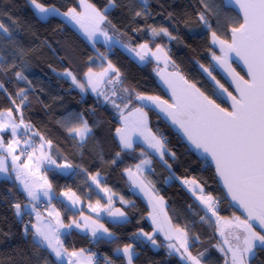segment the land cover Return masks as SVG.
Instances as JSON below:
<instances>
[{"label": "trees", "instance_id": "obj_1", "mask_svg": "<svg viewBox=\"0 0 264 264\" xmlns=\"http://www.w3.org/2000/svg\"><path fill=\"white\" fill-rule=\"evenodd\" d=\"M88 1L111 22L103 24L107 33L120 35L135 49L145 43L151 47L162 45L173 59L174 69L159 74L158 64L153 59L141 63L118 44L110 47L103 41L91 43L66 22L62 15L39 17L30 0H0V21L11 33L10 36L5 35L3 29H0V65L3 66L0 68V83L4 86L0 88V112L11 108L17 120L22 113L25 123L32 125L28 136L22 134V137H31L39 143V139L32 135L39 132L44 141H51L53 159L60 164L65 160L73 164V170L67 172L47 167L53 192L58 195L73 190L86 200L87 194L95 196L93 188L89 189V173L95 175L99 172L104 185L123 200L118 206L128 214L127 222L119 225H114L108 218L102 219L106 227L115 233L112 238L92 239L88 234L72 229L69 235L63 237L64 245L71 250L84 248L91 253L99 252L109 258L111 264H126L125 256L117 253L116 249L131 244L136 252L134 264H184L180 255L170 254L160 234L154 236L155 243L138 235L141 229L154 231L147 218L151 209L145 199L130 191L125 169H131L148 158L152 166L149 177L167 200L166 209L173 225L188 233L189 250L205 264H224L225 254L220 250L221 246L225 248V238L221 235L222 223L218 224L211 212L205 216L203 206L181 180L170 179L171 173H175L182 179L197 180L206 194L221 197L219 217L223 220L241 219L240 213L224 195L214 166L192 151L154 109L148 108L144 110L149 115L151 130L157 136L165 135L167 148L176 154L175 159L165 156L171 170L143 144L136 143L132 149L122 151L115 132L121 126L120 114L111 104L104 102L102 96L98 97L90 90L82 92L61 74L68 69L77 80L85 83L84 74L90 68L92 72L103 71L108 67L107 62L111 61L120 72L122 87L133 94L142 93L160 98L167 96L163 81L171 79L170 74H179L194 83L210 99L226 107L206 75V72H210L226 84L212 58L213 53L219 55L218 49L212 44V32L221 39H230L231 29L242 23L241 17L228 8L223 0H203V3L201 0H148L147 15L141 16L135 15L137 11H142L141 0ZM38 2L49 7L54 5L63 13L71 8L82 10L80 0ZM204 4L208 5L207 9ZM105 8L108 11L105 12ZM201 12L205 13L211 29L199 21ZM161 27L167 28L176 39L153 37L151 28ZM100 54H103V59ZM17 72H21L27 79L17 78ZM103 88L111 95V85H104ZM21 89L25 90L27 101L17 110L11 101L15 99L17 104L20 103L17 93ZM133 107L142 105L133 101L124 112ZM81 118L92 129L85 144H81L78 138L74 139L68 131V127L79 124ZM117 153H120L119 157ZM113 160L116 162L112 163ZM77 165L79 168L75 167ZM82 169H87V172ZM27 200L16 180L0 178V264H57L55 256L46 246L34 245L32 228L25 234L26 218L22 221L15 214L13 205H24ZM125 201L129 203L125 204ZM61 207L66 210L62 202ZM70 214V211H65L67 221ZM201 217L205 219L201 220ZM232 230L223 233L228 232L234 237L237 231ZM256 231L261 230L256 228ZM254 251L256 255L250 257L249 264H264V249ZM199 253L204 255L200 256Z\"/></svg>", "mask_w": 264, "mask_h": 264}, {"label": "snow or ice", "instance_id": "obj_2", "mask_svg": "<svg viewBox=\"0 0 264 264\" xmlns=\"http://www.w3.org/2000/svg\"><path fill=\"white\" fill-rule=\"evenodd\" d=\"M201 2L203 3V0ZM30 3L42 18L49 15L65 16L66 22L78 25L93 43L96 42L98 34L103 35L106 40L112 41L113 45L119 43L118 39L109 36L106 31L101 29L102 24L105 22L110 24L111 22L107 21V17L95 5L86 4L85 0H80L81 6L84 7L83 12H77L75 8H71L65 13H60L54 5L49 7L38 3V0H30ZM141 3L142 11H137L136 16L147 15L148 0H141ZM232 4L239 7L243 22L231 29V42L219 39L216 33L212 32V44H218L221 53L220 56H216L215 53L212 54L213 60L216 61L215 67L223 68L230 75L237 95L229 92L223 84L215 80V77L212 79L215 81V86H218V93L220 95L227 94L231 100V110L221 107L215 100L207 97L199 88L194 84H189L179 74H170L171 79L164 81L166 86L171 89L172 103L161 99L159 96L142 93L133 94L129 89L122 87L120 72L112 65L111 61H108V67L98 74L93 73L90 68L84 74L85 83L77 80L68 69H65L61 75L70 79L82 92L89 90L86 85L90 86L92 92L96 93L98 97L102 96L104 102L111 104L116 109L122 121V127L115 129L122 151L132 149L135 138L146 144L152 154L158 156L164 165L171 170V165L168 164L165 156L168 155L175 159L176 154L167 148L166 137L157 136L148 128L147 112L144 109L155 108L164 113L174 126H178L191 145L204 155L205 160L210 158L214 162L216 174L220 177L231 200L235 202V206L242 208L246 213L244 220L235 218L236 224L233 227L237 230V233L234 234L236 243L233 245L225 238L224 243L228 244V249L227 251L221 249V251H225L226 256L231 254L230 264H248L250 257L256 255L255 249H264V234H262L264 233V0H225L226 6ZM204 8L207 9L208 5L204 4ZM104 11L106 12L108 9L105 8ZM198 19L204 27L211 29L212 26L204 12L199 14ZM0 29H3V34L11 35L2 21H0ZM151 34L153 37L164 36L169 39H176L167 28L163 27L151 28ZM129 51L135 53L141 61H144L149 55H156V53H151L146 43L139 45V51L135 48L129 49ZM157 51H162L160 46H157ZM233 57L241 60L246 66L247 78L232 68ZM100 58L103 59V54H100ZM157 59H159L158 56ZM2 67L0 65V68ZM208 74L211 76L210 72ZM15 75L19 79H27L21 72H17ZM104 85H111V95L104 91ZM3 87V84L0 83V88ZM118 92L123 93V95H119ZM17 96L20 98V103L17 104L15 99L11 103L19 110L27 101V95H25V90L21 89ZM118 100L120 103H117ZM133 101L142 107H133L128 111L127 116L123 115L125 109H128V105ZM21 128H23V135L25 136H28L29 130L32 128L30 123H25L22 113L19 116V123H16L11 108L7 109L6 114L0 112V133L10 131L12 137L5 145L4 137L0 135V149L5 153V155L0 156V173L4 174L6 179L12 177V172H10L7 163L8 157L11 156V169L15 173L16 179L21 182L23 191L30 198L29 204L40 199L41 195L50 201L57 194L52 191V185L44 176H37L40 167L45 164L48 166L55 165L56 169L67 172L73 170L74 166L67 160L63 164H57L56 160L45 152L46 147H51V141H44L39 132L32 134L39 139L38 144L32 141L31 137L22 142L17 138V132ZM68 131L74 139L79 137L80 142L83 143L91 134L92 129L87 121L81 118L80 123L68 127ZM18 148L20 154L15 155ZM37 150H39L38 155ZM116 155L119 157L120 153ZM21 156H25L27 160L23 165L17 164ZM115 162V160L112 161V163ZM150 164L151 160L147 158L142 160L140 164L136 165L137 173H140L142 166ZM75 167L79 168L78 165ZM82 171L87 172V169H82ZM125 171L133 183L150 196L154 208L158 204H162L163 198L153 197L150 188L139 179V176H134L131 169H125ZM89 177L94 184L100 185L102 177L99 172L95 175L89 173ZM170 179L182 180V184L187 186L195 199L203 206L205 216L209 212L218 216V199L211 194H205L204 188L197 180L182 179L175 173H171ZM41 189L43 190L42 193ZM89 189H91V185H89ZM103 191L107 193L109 189L104 188ZM61 195L67 198L66 203L62 201L65 203L66 210L76 211L77 205L81 202L80 197L71 190ZM125 203L129 202L125 201ZM111 205L112 197L109 195L106 206L101 205L100 201L97 200L96 206L89 203L88 207L93 213H106L114 225L126 223L127 214L120 209L113 210ZM13 208L15 214L18 217L21 216V204L15 203ZM48 216H55V223L42 226L33 225L31 235L36 247L47 246L56 257L57 264H80V255L84 251L81 249L79 254L75 251L68 253L60 239L61 229L66 230L65 235H69L72 229H79L90 233L97 240L115 236V233L109 228L92 217L81 215L79 219H71L69 223L64 224L60 219L59 212L50 211ZM36 219L37 221L40 220L39 213H37ZM152 219L156 223V217L153 216ZM204 219L205 217H201V220ZM165 223H168L167 217H165ZM256 227H259L261 231H256ZM156 230L165 231L159 224H157ZM169 231H172L173 234L169 235L168 232H165L166 238L179 241V245L170 243L169 249L174 250L183 259L190 261L191 264H200V260L192 256L189 251L188 233L183 229L172 230L169 228ZM24 232L25 234L29 233L28 224L24 225ZM139 234L147 236L155 243L153 237L144 233L142 229ZM133 235L137 234L134 233ZM221 235H224L223 231H221ZM116 251L125 255L127 264H133V257L136 255L133 245L126 244L123 248L118 247ZM199 255L203 256L204 253H199ZM72 257H77V260L72 261ZM225 264H229V262L226 260Z\"/></svg>", "mask_w": 264, "mask_h": 264}, {"label": "crops", "instance_id": "obj_3", "mask_svg": "<svg viewBox=\"0 0 264 264\" xmlns=\"http://www.w3.org/2000/svg\"><path fill=\"white\" fill-rule=\"evenodd\" d=\"M34 8V7H33ZM81 9H82V7H81ZM35 10V9H34ZM77 10V12H80V11H83V9L82 10H78V9H76ZM36 11V10H35ZM63 13V12H62ZM65 13V12H64ZM38 14V13H37ZM39 15V14H38ZM61 16V15H60ZM63 16V15H62ZM39 17H41L40 15H39ZM64 17V19H66L67 20V18L65 17V16H63ZM42 18V17H41ZM71 25H72V27H74L77 31H79L80 33H81V35L83 36V37H85L88 41H90L91 43H93V41L91 40V39H89L84 33H83V31L79 28V26L78 25H75L74 23H70ZM101 29L103 30V31H106V29H104V27H103V24L101 25ZM107 32V31H106ZM100 41H103L104 43H106L107 44V40H106V38L103 36V35H97V37H96V42H100ZM95 44V43H94ZM113 45V44H112ZM115 45V44H114ZM133 55V57L136 59V55H135V53H133L132 54ZM100 72H102V71H98V72H96L97 74L98 73H100ZM89 87V90H90V86H88ZM91 91V90H90ZM92 92V91H91ZM94 93V92H93ZM145 111V110H144ZM146 112V111H145ZM6 114V113H5ZM125 114V116H127L128 115V111L127 112H125L124 113ZM13 119H14V115H13ZM15 120V119H14ZM147 123H148V128L151 130V124H150V119H149V115H148V113H147ZM121 126L120 127H122V122H121V124H120ZM91 128V127H90ZM152 131V130H151ZM22 134L23 133H21L20 134V140H25L26 138L24 137H22ZM0 135H3L4 137H5V139H4V142H5V145H7V143L12 139V137H11V133H10V131H8V132H6V133H0ZM117 136V135H116ZM76 138H78L79 139V137H76ZM118 138V137H117ZM87 140H88V138L86 139V141L85 142H83V143H81L80 142V140H79V142L81 143V144H85L86 142H87ZM118 141H119V139H118ZM136 143H140V144H143V145H145V146H147L146 144H144V143H141L140 141H138V140H136L135 138H134V143H133V147H134V145L136 144ZM38 144V143H37ZM119 144H120V142H119ZM121 146V145H120ZM127 150H129V149H127ZM150 150V149H149ZM151 151V150H150ZM45 152L48 154V155H51V149L49 148V147H46L45 148ZM39 154V150H37V155ZM3 155H5V153H4V151L2 150V149H0V156H3ZM15 155H19V153H15ZM146 159V158H145ZM148 159V158H147ZM144 160V159H143ZM150 160V159H149ZM25 162H27V160L25 159L24 160V156H21L20 157V160L19 161H17V163L19 164V165H23ZM141 162V161H140ZM140 162L138 163V164H140ZM7 163H8V165H9V170H10V172H12L11 170V163H12V159H11V156H9L8 157V159H7ZM56 163L57 164H60V163H58L57 161H56ZM63 164V163H62ZM47 167H50V166H48V165H42V169H41V171L42 172H40L39 171V173H37V176H44L48 181H49V178H48V174H47V171H46V169H47ZM51 167H55V165H53V166H51ZM136 167V166H135ZM151 169H152V166H151V164L150 165H146V166H142V169H141V171H140V173L141 174H143V171L144 172H147V173H150L151 172ZM126 176H127V173H126ZM0 178H4V174H2V173H0ZM11 179H13V180H16V182L18 183V185H19V187L22 189V191H23V188H22V185H21V182L19 181V180H17L16 179V177H15V174L12 172V177H11ZM90 180V184H91V187L93 188V190L95 191V196H92V195H89V194H87V198H86V200H84L83 199V197L81 196V195H79L77 192H75V191H73L72 190V192H75L76 193V195L77 196H79L80 197V203L77 205V210L76 211H70V216L71 215H75V216H79L80 214H81V212L84 214V215H89V216H93L96 220H98V221H100L101 220V222H102V219L103 218H109V217H107V215H106V213H104V212H101V213H99V214H96V213H93L92 212V210H91V208H89L88 207V204L89 203H91L93 206H96V201L97 200H99L100 201V204L101 205H107L108 204V196L109 195H111V197H112V208H113V210H115L116 208H119V209H121L122 210V207H120V206H118V203L119 202H123V200H121V198L116 194V193H114L112 190H110L108 187H106L105 185H104V179H101V181H100V185L99 186H97L96 184H94L92 181H91V179H89ZM128 180H129V178H128ZM129 182V181H128ZM50 184H51V182H50ZM203 187V186H202ZM104 188H107V189H109V191L106 193V192H104L103 191V189ZM129 189H130V191L133 193H136V194H138V195H140L142 198H143V196H142V194L141 193H139V192H137V188H136V186L134 185L133 187L131 186V184H129ZM41 191V193H42V189L40 190ZM52 191H53V188H52ZM24 192V191H23ZM25 193V192H24ZM55 193V192H54ZM62 193H64V192H62ZM61 193V194H62ZM26 194V193H25ZM60 194V200H61V202L62 201H64L65 203L67 202V198L66 197H64L63 195H61ZM27 196V195H26ZM28 198V200H27V202L24 204V205H21V216H19V218L23 221V219L27 216V214H29V213H31V215H33V217H34V225H36V226H42V225H44V224H48V223H52L53 224V222H54V220L51 218V217H49L48 216V213L50 212V211H52L53 213H55V212H59L60 213V217H63L65 220H64V224H67V223H69V221H70V216H69V221H67L66 220V218H65V216H64V213H62L61 212V209H60V207L58 206V208H56V207H53L54 206V204H52V206H51V208L48 210V213H43L42 211H41V209L38 207V208H36L35 206L33 207V204H32V202H31V204H29V200H30V198L29 197H27ZM53 199V198H52ZM52 199L50 200V201H52ZM144 199V198H143ZM38 200H44V201H49L48 200V198L47 197H44L43 195H41V198L40 199H38ZM34 201H37V200H34ZM65 203H62L64 206H65ZM126 204V203H125ZM126 211V210H125ZM37 213H39V215H40V220L39 221H37V219H36V215H37ZM126 213V212H125ZM81 216V215H80ZM127 219H128V216H127ZM151 222V221H150ZM152 223V222H151ZM152 225H153V223H152ZM153 227H154V225H153ZM177 229H183V228H180V227H178ZM76 230H78L79 232H81V233H84V234H88L92 239H93V237L91 236V234L90 233H87V232H83V231H81V230H79V229H76ZM185 232H186V230L185 229H183ZM65 229H61L60 230V239L63 241V237L65 236ZM71 231V230H70ZM161 236H162V234H160ZM112 238V237H111ZM162 238H163V240H164V237L162 236ZM189 238V237H188ZM166 242V241H165ZM178 243H176L177 245H179V241H177ZM167 243V242H166ZM63 245H64V242H63ZM47 247V246H46ZM64 247L68 250V253H71V252H73V251H75V250H71V249H69L66 245H64ZM84 251H83V253H82V255H80V264H92V261H93V253H91L89 250H87V249H84V248H82ZM81 250V249H80ZM80 250H76L75 252H77L78 254L80 253ZM50 251V250H49ZM173 253H175V254H177V255H179L178 253H176L174 250H171ZM54 256V255H53ZM90 258V259H89ZM55 259H56V257H55ZM65 260H67V257H65ZM71 260L72 261H76L77 260V257H72L71 258ZM56 261H57V259H56Z\"/></svg>", "mask_w": 264, "mask_h": 264}, {"label": "rangeland", "instance_id": "obj_4", "mask_svg": "<svg viewBox=\"0 0 264 264\" xmlns=\"http://www.w3.org/2000/svg\"><path fill=\"white\" fill-rule=\"evenodd\" d=\"M38 3H40V2H38ZM85 3L86 4H91L88 0H85ZM57 8V7H56ZM109 8V7H108ZM82 9H83V11H84V7L82 6ZM83 11H80V12H83ZM59 12L60 13H62V11H60L59 10ZM49 16H51V15H49ZM49 16H47L46 18H48ZM108 35L109 36H114L116 39H118V41H119V43H117L118 45H120L124 50H126V51H128V52H130V53H132L133 54V52H131V51H129V49H132L133 47L128 43V42H125L124 41V39H122L121 38V36L120 35H115V34H113V33H108ZM107 42V44L108 45H112V41H106ZM116 45V44H115ZM124 46H127V47H124ZM160 46V48L162 49V51H157V46H155V47H151L150 45H149V43H148V48L151 50V53H156V55L155 56H152V55H149L144 61H141L140 59H139V57H136V60L137 61H139V62H141V63H145V62H148L149 61V59H153L157 64H158V72H159V74H160V72H162V71H164V70H171V69H174V61H173V59H171V57L169 56V53H168V51L166 50V48H164L162 45H159ZM137 50L139 51V47L137 48ZM157 56L159 57V59H157ZM96 72H98V71H96ZM96 72H93V73H96ZM4 113H6V111H3ZM125 113V112H124ZM123 113V115H125ZM14 119H15V121H16V123H19V120H17L15 117H14ZM122 122V121H121ZM90 127V126H89ZM23 128H21V129H19L18 130V132H17V138L18 139H20L19 137H20V134L21 133H23ZM152 133H154L153 131H151ZM156 135V134H155ZM4 137V136H3ZM4 139H5V137H4ZM22 142H23V140H21ZM17 153H19L20 154V149L18 148L17 149V151H16ZM26 159V157L24 156V160ZM18 164V163H17ZM138 164V163H137ZM136 164V165H137ZM135 165V166H136ZM135 166H133L132 168H131V171H132V173H133V175L134 176H139V179L140 180H142L143 182H144V184L145 185H147L148 186V188H150V190H151V195L153 196V197H162L163 198V202H162V204H158L155 208L153 207V201H152V199H150V196L145 192V191H142L136 184H134L133 183V181H132V179L129 177V175H128V173H127V178H129V184H131V186L133 187L134 185L136 186V190H137V192H139V193H141L142 194V196H143V198L147 201V203L149 204V208L151 209V211H150V213L147 215V218H148V220H150L152 223H153V225H154V228H153V230L154 231H152V232H147V231H143L144 233H148L150 236H152L153 237V239H154V236H157V234H162V236L164 237V241H166L167 242V246L170 244V243H178L177 242V240H175V239H172V240H168L167 238H166V235H165V232H168V234L169 235H172L173 234V232L172 231H169V228L170 229H172V230H176L177 228L173 225V221H172V219H170V217H169V214H168V209H166V207H167V200L162 196V194H160V192L158 191V188H156V186H155V183H153V180L151 179V177H149V174L147 173V172H144L143 171V174H141V173H137V170H136V167ZM42 167V166H41ZM40 167V172H42L41 171V168ZM33 170H35V169H33ZM12 171V170H11ZM13 172V171H12ZM14 173V172H13ZM15 174V173H14ZM182 181V180H181ZM184 186H186V185H184ZM206 194V193H205ZM53 207H56V208H58V205L57 204H54V206ZM59 207H60V209H61V212L62 213H64V216H65V209H63V207H61V205H59ZM59 209V208H58ZM116 209H119V208H116ZM42 210V209H41ZM121 210V209H120ZM220 210V209H219ZM218 207H217V213H218ZM121 211H123V212H126L125 210H124V208H122V210ZM48 213V212H47ZM85 214V213H84ZM82 212H81V214L80 215H83V216H87V217H91V216H89V215H84ZM126 214H127V212H126ZM212 214V213H211ZM80 215L79 216H75V215H71L70 216V220L71 219H79L80 218ZM127 216H128V214H127ZM153 216H155L156 217V223H154L153 222V219H152V217ZM165 217H167V220H168V223L166 224L165 223ZM212 217H214L216 220H219V214H218V217L216 218L215 217V215H213L212 214ZM26 218V217H25ZM53 220H54V222H53V224L55 223V216H53V217H51ZM92 218L93 219H95L93 216H92ZM60 219L62 220V222L64 223V218L63 217H60ZM109 220H110V218H108ZM244 219H246V218H244L243 216L241 217V219L240 220H244ZM96 220V219H95ZM70 222V221H69ZM34 223V222H33ZM99 223L100 224H103L105 227H106V225H105V223L104 222H101V220L99 221ZM220 223H222V227H223V231L225 232V231H227V230H229L230 232H231V230L232 229H234V230H232V231H237L234 227H229L231 224L233 225V224H236V219H234V220H228V219H224L223 220V218H222V220L220 221ZM220 223H218V224H220ZM157 224H159V225H161L164 229H165V231H157L156 229H157ZM34 225V224H33ZM225 225H227V227L228 228H226L225 227ZM226 228V229H225ZM140 231L141 230H139L138 231V235L141 237V238H143V239H145V240H150L147 236H143V235H140L139 233H140ZM228 234V232H226L225 234H224V238H227L228 239V241H229V243H231V244H235L236 243V240L234 239V237H232V235L233 234H230V237H229V234ZM189 237V236H188ZM63 242H64V240H63ZM189 243H190V240H189V238H188V246H189ZM224 246H225V248H223L222 246H221V248H220V250L221 249H224L225 251H227V249H228V244H225L224 243ZM134 247V246H133ZM123 248V247H122ZM134 250H135V248H134ZM168 250L171 252V253H173L172 251H171V249H169V247H168ZM190 252H191V250H189ZM225 251H222V253H224L225 254ZM117 252V251H116ZM96 252H93V261H92V264H93V262H94V258H95V254ZM117 253H120V254H123L122 252H117ZM136 253V252H135ZM191 254H192V256H194V257H197L199 260H200V264H205L202 260H201V258H199L198 256H195V254H193L192 252H191ZM124 255V254H123ZM125 256V255H124ZM134 257H135V255H134ZM134 257H133V259H134ZM181 257V256H180ZM126 258V257H125ZM181 260L183 261V263L184 264H191V262L190 261H186L185 259H183L182 257H181ZM228 261L229 262V264H230V262H231V254L229 253L227 256L225 255V261ZM126 264H127V258H126ZM134 264V263H133ZM225 264V263H224ZM248 264H249V260H248Z\"/></svg>", "mask_w": 264, "mask_h": 264}, {"label": "water", "instance_id": "obj_5", "mask_svg": "<svg viewBox=\"0 0 264 264\" xmlns=\"http://www.w3.org/2000/svg\"><path fill=\"white\" fill-rule=\"evenodd\" d=\"M223 1H224V3H225V0H223ZM227 7L230 8V9H233L236 13H238L239 16L241 17V20H242V12L240 11V9H239V7H238L237 5L232 4V5H229V6H227ZM242 22H243V21H242ZM230 35H231V32H230ZM219 39H221V38H219ZM221 40H226V41L231 42V36H230V39H224V38H223V39H221ZM214 46H215V47L218 49V51H219V45L217 44V45H214ZM220 55H221V53H220V51H219V55H218V56H220ZM231 64H232V68L235 69L236 72L240 73L239 70L236 68V66H238V67L242 70V72H243V74L240 73V75L245 76V78H247V76H246L247 69H246V66L243 64V62H242L241 60H239V59L233 57ZM215 65H216V61H215ZM235 65H236V66H235ZM217 69H218V71H219L221 77H222V78L224 79V81L227 83V85H228L229 88L226 87V86H224V87L227 88L228 91L231 92L233 95H237V93L235 92V85L233 84L230 75H229V74H228L223 68H221V67H217ZM208 73H209V72H206L207 78H209V80H210L212 86H213L215 89H217L218 86H215V81L212 79V77H215V76H213L212 74H211V76H209ZM182 77H183V76H182ZM183 78H184L185 80H187L185 77H183ZM215 80H216V81H219L220 84H222V82H221L218 78L215 77ZM164 81H165V80H164ZM164 81H163V84H164V87H165L164 90L166 91V95H167V96H166V98L161 97V99H163V100H167L169 103H172L173 101H172V96H171V89H169V88L166 86V84L164 83ZM187 81H188V80H187ZM188 83H189V84H192V83H190L189 81H188ZM193 84H194V83H193ZM194 85H195V84H194ZM195 86H196V85H195ZM196 87H197V86H196ZM197 88H198V87H197ZM230 88H231L232 90H230ZM200 91L203 92L201 89H200ZM203 93L205 94V92H203ZM205 95H206V94H205ZM219 95H220V94H219ZM206 96H207V95H206ZM207 97H208V96H207ZM220 97L224 100L225 103L228 104V107H229L228 109L231 110V107H230V105H231V100L227 97V94L220 95ZM216 103H217V102H216ZM217 104H219V103H217ZM219 105H220V104H219ZM220 106H221V105H220ZM221 107H222V106H221ZM153 109L156 111V113H158V114L161 116L162 120H163L165 123H167V124L170 126V128H171L175 133H177V134L183 139V142H184L185 144H187L188 147H189L192 151H194L195 153H197V154H199L200 156L204 157V155L201 154L200 150L195 149V147H194L193 145H191V143L185 138V136L183 135L182 131L178 128V126H174V125L170 122V119H168L164 113L160 112L159 109H155V108H153ZM207 160H208L209 163L212 164V165L214 166V168H215L214 162H213L210 158L207 159ZM215 172H216V170H215ZM217 178H218V183H219V185L221 186V188H222V190H223V193H224V195L226 196V198H227V200L229 201V203H230L232 206L235 207V209L240 213L241 216H243L244 218H246V213L244 212V210H243L242 208L238 207V206H235V202H233V201L231 200V197L228 195L227 190H226L225 186L223 185V183H222V181H221V179H220V177H219L218 175H217ZM215 217L217 218L218 216L215 215ZM218 218H219L218 223H220V221L222 220V217H218ZM254 226H255V225H254ZM225 227L228 228L227 225H225ZM226 228H225V229H226ZM256 228L260 229L259 227H256ZM260 230H261V229H260Z\"/></svg>", "mask_w": 264, "mask_h": 264}, {"label": "built area", "instance_id": "obj_6", "mask_svg": "<svg viewBox=\"0 0 264 264\" xmlns=\"http://www.w3.org/2000/svg\"><path fill=\"white\" fill-rule=\"evenodd\" d=\"M163 137H166V136L163 135ZM166 141H167V137H166ZM63 192H66V191H63ZM215 197L218 199V201L220 203L221 197L220 196H215ZM219 203L217 205L218 210H219ZM32 204L36 208L39 207L40 209H42L41 211L43 213H47L48 210L51 208L52 204H57L58 206L61 205V202H60V194L56 195L52 201H48L47 202V201H44V200H37V201H32ZM33 222H34L33 215L27 214L26 219L24 221V225L25 224H28L29 228H32V226L34 224ZM92 242L95 243V240H93ZM95 254L96 255H95L93 264H111L110 259L107 258L105 255H103V254H101L99 252H96Z\"/></svg>", "mask_w": 264, "mask_h": 264}, {"label": "flooded vegetation", "instance_id": "obj_7", "mask_svg": "<svg viewBox=\"0 0 264 264\" xmlns=\"http://www.w3.org/2000/svg\"><path fill=\"white\" fill-rule=\"evenodd\" d=\"M235 66H236V65H235ZM236 68L238 69V66H236ZM238 70H239V69H238ZM239 72H240V71H239ZM240 73H241V72H240ZM222 84L224 85L223 82H222ZM226 84H227V83H226ZM226 84H225L224 86L228 87V85H226ZM228 88H229V87H228ZM230 90H232V89L230 88ZM224 108H229L227 103H226V107H224Z\"/></svg>", "mask_w": 264, "mask_h": 264}]
</instances>
